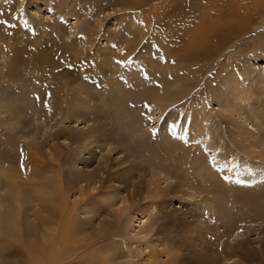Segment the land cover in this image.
<instances>
[{
    "label": "rangeland",
    "instance_id": "1",
    "mask_svg": "<svg viewBox=\"0 0 264 264\" xmlns=\"http://www.w3.org/2000/svg\"><path fill=\"white\" fill-rule=\"evenodd\" d=\"M263 122L264 0H0V264H264Z\"/></svg>",
    "mask_w": 264,
    "mask_h": 264
},
{
    "label": "bare ground",
    "instance_id": "2",
    "mask_svg": "<svg viewBox=\"0 0 264 264\" xmlns=\"http://www.w3.org/2000/svg\"><path fill=\"white\" fill-rule=\"evenodd\" d=\"M234 8V11H232L231 10V12L227 15V20H224V22H223V25L222 26H227V27H239V26H241L244 22H245V19H244V15H243V13H241V12H239V10L238 9H236L235 7H233ZM251 9H253V10H255L254 9V7L253 6H251ZM252 10V11H253ZM192 35V34H191ZM198 36V35H197ZM195 37V36H194ZM188 38V37H187ZM191 38V37H190ZM198 38V37H197ZM185 41V40H184ZM187 41V40H186ZM188 41H190V39L188 40ZM191 44V43H190ZM181 45V44H180ZM203 45V44H202ZM194 47V46H193ZM191 51V50H190ZM181 55V54H180ZM200 55V54H199ZM32 60H35V59H32ZM96 63V62H95ZM34 65V64H33ZM99 69H101L100 67H99ZM101 71V70H100ZM103 71V70H102ZM74 75V74H73ZM162 83H163V81H162ZM68 84V83H67ZM169 84V83H168ZM236 100V99H235ZM238 100V99H237ZM235 103V102H234ZM232 106H234V105H232ZM203 115V114H202ZM206 119V118H205ZM257 119H258V117H257ZM197 120H198V118H197ZM259 122H260V120H259ZM264 123V122H263ZM259 129V128H258ZM90 136L91 135H89V137L88 138H90ZM246 137V136H245ZM264 140V139H263ZM235 141V140H234ZM244 143V142H243ZM235 145V144H234ZM262 146V145H261ZM246 147H248V145H246ZM255 147V146H254ZM253 147V148H254ZM258 147V146H257ZM229 149H231V148H229ZM234 149V148H233ZM255 149V148H254ZM221 150V149H220ZM220 150H218L217 152H216V155L218 154H220ZM228 152V151H227ZM226 152V153H227ZM229 152H231L230 150H229ZM228 152V153H229ZM233 152V151H232ZM231 152V153H232ZM255 153V152H254ZM261 153V152H260ZM262 154L264 155V152H262ZM226 156H227V154H226ZM235 157V156H234ZM256 157V156H255ZM236 158V157H235ZM255 160V159H254ZM253 160V158L251 159V161H254ZM231 161H234V159H231ZM241 162V168H246L247 166H248V163L247 162H242V161H240ZM219 163H221L220 162V160H218V164ZM234 163V162H233ZM233 163H232V165H233ZM251 168H253V172L252 173H249V172H245L244 174H245V176L248 178L247 179V183H245V186H251V185H258L259 183L257 182L258 180H263L264 179V173L263 172H259L258 171V173H255L254 174V172H255V169L254 168H256L257 169V165L256 166H253V167H251ZM235 172V171H234ZM211 176V175H210ZM232 176V175H231ZM212 178V177H211ZM238 178V177H237ZM203 179L204 180H208V179H210L209 177H207V175H203ZM242 186V185H241ZM244 186V187H245ZM258 186H260V185H258ZM247 188V187H246ZM60 190H62L61 188H60ZM155 191H153V193L154 192H156V194L158 195V194H162L161 192H159L158 191V189H154ZM52 193L53 191H51V189H49L48 190V192L46 193V194H48V193ZM15 194L17 195V196H19L18 195V193H17V191H15ZM155 194V195H156ZM262 195V194H261ZM260 195V196H261ZM64 191L62 190L61 191V198H60V200H61V204L60 203H57V205L58 206H60L61 208H63V210H64V214L62 213L61 215L59 214V221L57 222V223H54V221H52V219L51 218H44V221H45V223L46 224H54V228H52V227H50V226H48L47 228H46V231L47 232H49V231H53V233H51L50 232V234H48V233H45L46 231H44L43 232V235H42V238H43V244H42V253L39 255V256H37V255H35V256H33L32 258H31V264H66L65 262L67 261L65 258H64V256H65V254H67V252L69 253V251H70V249H68L67 248V246L69 245V244H74V242L72 241V239L70 238V237H68L67 235L69 234V233H73V228H74V219H73V217H74V207L72 206V207H68V206H66L65 205V200H64ZM261 198H263V196L261 197ZM15 201H14V204H15V207H14V204H13V209L11 210V219L10 220H12L13 222H14V217L15 216H17V212L21 209V203H22V200H20V199H14ZM213 201V200H212ZM213 203H214V201H213ZM50 209V208H49ZM51 211L52 210H49V215L50 216H52L53 214L51 213ZM54 213H55V211H54ZM65 217H66V219H65ZM73 219V220H72ZM43 224V223H42ZM49 230V231H48ZM45 233V234H44ZM1 234H4L3 233V231H0V235ZM45 235V236H44ZM24 248H26V247H24ZM31 248V247H30ZM65 249L67 250L68 249V251H65ZM33 250V249H32ZM73 250V249H72ZM243 250V249H242ZM35 251V250H34ZM37 252H38V249H37ZM245 252V251H244ZM28 253V252H27ZM30 255H31V252L29 253ZM34 254H37L36 252L34 253ZM249 254V252H245V253H242L241 255L242 256H244V257H246V255H248ZM70 256V255H69ZM66 260V261H65ZM70 261V260H69ZM69 261H67L68 263H69ZM74 261V260H73ZM29 263V264H30ZM70 264V263H69Z\"/></svg>",
    "mask_w": 264,
    "mask_h": 264
},
{
    "label": "snow or ice",
    "instance_id": "3",
    "mask_svg": "<svg viewBox=\"0 0 264 264\" xmlns=\"http://www.w3.org/2000/svg\"><path fill=\"white\" fill-rule=\"evenodd\" d=\"M47 106V105H45ZM149 119H151V117H149ZM156 129H152V132L155 133ZM225 179H227V177H225Z\"/></svg>",
    "mask_w": 264,
    "mask_h": 264
}]
</instances>
